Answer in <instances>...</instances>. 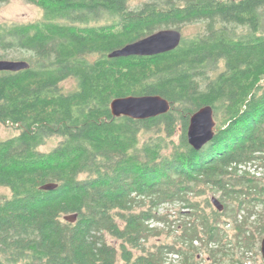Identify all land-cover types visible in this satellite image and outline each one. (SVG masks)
<instances>
[{
  "label": "trees",
  "instance_id": "obj_1",
  "mask_svg": "<svg viewBox=\"0 0 264 264\" xmlns=\"http://www.w3.org/2000/svg\"><path fill=\"white\" fill-rule=\"evenodd\" d=\"M10 1L0 0V9ZM24 1L43 11L41 21L0 24V61L30 65L0 71V122L20 131L0 142V189L11 192L0 201V264H165L167 252L199 264L194 241H230L222 214L215 212L214 224L203 221V237L196 224L185 226L179 239L188 249L150 252L145 243L160 233L149 221L168 220L158 208L198 209L190 197L207 189L220 192L234 213L247 212L234 236L251 248L247 223L255 215L263 220L264 184L238 166L264 167V0H147L136 7L133 0ZM194 24L201 30L172 52L109 58L161 30ZM70 79L77 88L65 93ZM130 96H161L172 108L149 120L114 117L112 101ZM207 106L215 138L197 151L188 127ZM52 137L61 141L42 151ZM49 184L58 187L42 190ZM69 215L78 218L66 221ZM207 251L215 264L229 257Z\"/></svg>",
  "mask_w": 264,
  "mask_h": 264
},
{
  "label": "rangeland",
  "instance_id": "obj_2",
  "mask_svg": "<svg viewBox=\"0 0 264 264\" xmlns=\"http://www.w3.org/2000/svg\"><path fill=\"white\" fill-rule=\"evenodd\" d=\"M144 1L147 0H133L131 2V7H136ZM42 18L43 11L39 7L29 4L24 0H12L0 9V24H29L39 22L42 20ZM201 27L202 26L200 24L187 25L181 30V32L183 34V37L191 38L201 30ZM95 59L96 57L91 58V60ZM76 88L77 82L74 79H70L62 83V89L65 93L72 92ZM19 132L20 131L17 126L0 122V142L17 136ZM150 135L151 134L147 133L145 137H142V139L144 140ZM174 138L177 139L178 134ZM60 141L61 138L59 137L49 138L41 147V150L44 152H49L54 149ZM262 173L263 174L259 178H262V182L264 184V169L262 170ZM10 197L11 192L9 189H0V201ZM190 198L193 203L198 205V209L187 208L185 205H183V203H173L158 208L157 216H164L168 218V220L172 221L173 224L171 225V222L168 220L165 222L160 219H155V223H153V220L149 221L150 229L156 232L158 231L160 233L159 235L151 236L149 241L145 243V247L148 251L154 252V247H159L161 245L183 246L185 249H188L189 245L187 244V242H183L181 239H179L185 232V226H189V224H196L201 232L200 236L203 237V221L207 219L210 224H214L217 217L215 212H217L218 214H222V216H219L221 218H219L218 220L220 221V225L223 231L228 235V240L230 241L225 240L223 244H206L204 242L202 243V241L199 240L194 241V256L197 257V261L199 262V264H215L214 259L211 258V256L213 255H211L207 250L219 249L223 250V253L221 254L229 255V257H223V260H221L223 261L222 264H230L231 258L242 259L243 261H245V264H264V258L261 252V244L262 240L264 239V231H262V226H260L264 223V216L262 218V221H255L257 220V215L252 216L249 219L247 223L248 228L250 229L248 234L249 236L253 237L254 243L251 245V248L246 250V248L242 247L239 244L238 239V243L235 241L234 236V234L237 232L235 223H238L240 225L244 223L245 218L248 217L246 211L234 213L232 211L233 204L231 202H224L221 197V193H215L214 191H212V189H207L205 194H202L200 196H191ZM213 199H217L221 202V204L223 205L222 211L218 210L212 203ZM235 203H238V201H236ZM257 210L260 212H262V210L264 211V206L259 205L257 207ZM186 213L188 214L186 215ZM151 223H153L152 226ZM107 241L110 244H115L116 246H118V241L109 236L107 237ZM198 249H200V252H198ZM137 253H139V251H136V254ZM171 254L176 256L178 255L179 259L175 256H170ZM169 256L171 257V260ZM232 256L235 257L233 258ZM221 258L222 255L219 257V259ZM163 260L165 261V264H181L182 256L180 255V253L167 252L163 257ZM221 261H219V263Z\"/></svg>",
  "mask_w": 264,
  "mask_h": 264
},
{
  "label": "water",
  "instance_id": "obj_3",
  "mask_svg": "<svg viewBox=\"0 0 264 264\" xmlns=\"http://www.w3.org/2000/svg\"><path fill=\"white\" fill-rule=\"evenodd\" d=\"M183 34L179 30H161L144 39L130 43L123 48L109 54V58H127L132 56H157L176 50L182 43ZM29 63L25 61H0V71L18 72L28 69ZM171 103L161 96H130L117 98L110 105L114 117H127L134 120H149L168 114ZM216 121L212 107L207 106L193 114L188 127V142L197 151L202 150L215 138ZM57 185L49 184L42 187L44 191H54ZM212 203L220 211L223 205L217 199ZM77 215L65 217L66 221L75 222ZM264 258V239L261 244Z\"/></svg>",
  "mask_w": 264,
  "mask_h": 264
},
{
  "label": "built area",
  "instance_id": "obj_4",
  "mask_svg": "<svg viewBox=\"0 0 264 264\" xmlns=\"http://www.w3.org/2000/svg\"><path fill=\"white\" fill-rule=\"evenodd\" d=\"M263 169H264V167H259L256 163H250L248 165L244 164V165H239L238 166V170H239V172L241 174L242 173H250L251 175H254V176H257V177H260L263 174L262 173ZM163 206H165V205H163ZM153 223H155V220H153ZM153 223H151V226H152ZM170 256H175V257H177L179 259L178 255L176 256V255L171 254ZM170 260H171V257H170Z\"/></svg>",
  "mask_w": 264,
  "mask_h": 264
}]
</instances>
